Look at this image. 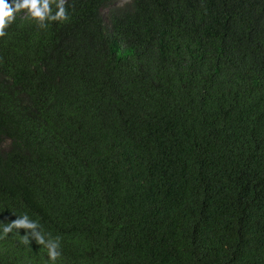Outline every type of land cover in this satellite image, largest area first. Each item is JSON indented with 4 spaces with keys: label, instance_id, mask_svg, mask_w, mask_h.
Wrapping results in <instances>:
<instances>
[{
    "label": "trees",
    "instance_id": "16d2710c",
    "mask_svg": "<svg viewBox=\"0 0 264 264\" xmlns=\"http://www.w3.org/2000/svg\"><path fill=\"white\" fill-rule=\"evenodd\" d=\"M66 7L0 37V221L55 264H264V0Z\"/></svg>",
    "mask_w": 264,
    "mask_h": 264
},
{
    "label": "clouds",
    "instance_id": "9594fccd",
    "mask_svg": "<svg viewBox=\"0 0 264 264\" xmlns=\"http://www.w3.org/2000/svg\"><path fill=\"white\" fill-rule=\"evenodd\" d=\"M22 11L42 28L47 27L50 21H66L69 18L66 0H0V37L7 34L6 28ZM15 215L14 220L0 221V240L5 239L9 233H14L20 236L24 244L30 246V237H33L37 244L46 248L48 260L55 264L62 255V238L51 237L44 231L40 220L32 218L27 211ZM20 229L25 230L23 235L20 234Z\"/></svg>",
    "mask_w": 264,
    "mask_h": 264
},
{
    "label": "rangeland",
    "instance_id": "374dc122",
    "mask_svg": "<svg viewBox=\"0 0 264 264\" xmlns=\"http://www.w3.org/2000/svg\"><path fill=\"white\" fill-rule=\"evenodd\" d=\"M129 0H119V2L120 3H123V4H125V3H127Z\"/></svg>",
    "mask_w": 264,
    "mask_h": 264
}]
</instances>
